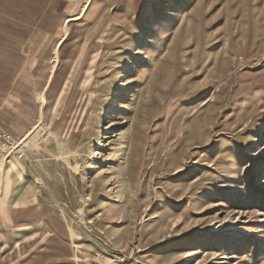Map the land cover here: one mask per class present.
Masks as SVG:
<instances>
[{
	"label": "rangeland",
	"instance_id": "374dc122",
	"mask_svg": "<svg viewBox=\"0 0 264 264\" xmlns=\"http://www.w3.org/2000/svg\"><path fill=\"white\" fill-rule=\"evenodd\" d=\"M84 11L0 125V264H264V0Z\"/></svg>",
	"mask_w": 264,
	"mask_h": 264
},
{
	"label": "crops",
	"instance_id": "0c3cea01",
	"mask_svg": "<svg viewBox=\"0 0 264 264\" xmlns=\"http://www.w3.org/2000/svg\"><path fill=\"white\" fill-rule=\"evenodd\" d=\"M37 2L45 5H42L43 9L41 7L40 15L36 16L35 11L38 7L32 6V4ZM84 8L85 0H0V36H2L0 53L4 52L6 48H13L9 50L14 51L13 57L15 58L16 52H18L17 60L16 58L6 60L3 55L0 58V82L2 77L4 78L8 74L6 83H9L7 92L0 96V125L7 123H3L5 122L3 118L16 114L14 112L16 106H21L22 90L24 89L23 78L28 76H25V70L35 54L47 43L49 33L55 27L61 26L67 21L79 19L84 12ZM31 12L37 18H35L36 21L30 24L25 22L26 26L23 27V18L25 20L34 18ZM30 26H33V28ZM22 31L26 35L28 34L24 40L20 37L23 33ZM5 35L8 36V44H5ZM26 39V51L21 58V45ZM5 62H10L7 64V71H3ZM16 125L22 130L27 128L22 122H18Z\"/></svg>",
	"mask_w": 264,
	"mask_h": 264
},
{
	"label": "built area",
	"instance_id": "2783aa9c",
	"mask_svg": "<svg viewBox=\"0 0 264 264\" xmlns=\"http://www.w3.org/2000/svg\"><path fill=\"white\" fill-rule=\"evenodd\" d=\"M11 139H12L11 134L2 126H0V145L1 144L5 145L4 143L8 144V142H10Z\"/></svg>",
	"mask_w": 264,
	"mask_h": 264
},
{
	"label": "bare ground",
	"instance_id": "6f19581e",
	"mask_svg": "<svg viewBox=\"0 0 264 264\" xmlns=\"http://www.w3.org/2000/svg\"><path fill=\"white\" fill-rule=\"evenodd\" d=\"M89 3H90V0H89V2H88V4H86L85 5V8H84V10H86L87 9V6L89 5ZM85 12V11H84ZM60 44H61V42H60ZM45 95V94H44ZM45 100H46V97L45 96H42V101H41V105H40V120H43V118H44V105H45ZM114 107H112L111 108V111H114V109H113Z\"/></svg>",
	"mask_w": 264,
	"mask_h": 264
}]
</instances>
